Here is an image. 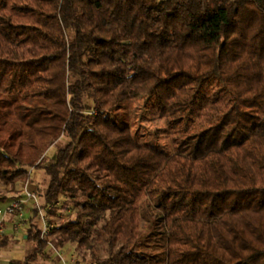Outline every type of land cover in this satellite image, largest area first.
I'll return each instance as SVG.
<instances>
[{"label":"trees","instance_id":"16d2710c","mask_svg":"<svg viewBox=\"0 0 264 264\" xmlns=\"http://www.w3.org/2000/svg\"><path fill=\"white\" fill-rule=\"evenodd\" d=\"M213 75L233 96L216 123L174 152L138 140L139 101L181 121ZM34 169L51 217L73 208L52 242L87 264H264V0H0V202ZM29 214L23 264L56 248Z\"/></svg>","mask_w":264,"mask_h":264},{"label":"rangeland","instance_id":"374dc122","mask_svg":"<svg viewBox=\"0 0 264 264\" xmlns=\"http://www.w3.org/2000/svg\"><path fill=\"white\" fill-rule=\"evenodd\" d=\"M232 102V94L221 84L220 80L213 75L203 81L191 113L181 121L169 122L160 118L155 108L157 106L156 93L146 95L137 103L132 113V131L138 136L140 142H149L157 145L158 149L167 148L171 152H174L178 139L188 133L198 131L216 123L229 110ZM56 150L57 146L51 149L48 159H51V156L53 155L55 156ZM31 177V185H33L40 196L44 198L41 194L45 192L49 177L43 169L32 170ZM19 189L22 191V184H19ZM4 191H6V187L0 180V193ZM12 200L13 198L9 197L5 202H0V207L6 209ZM63 202L64 201L61 200V205H59L57 211L51 217L54 219V225L60 224L64 219H69V217L72 216V205L64 206ZM31 214H26V216L29 217ZM22 220L24 219L16 217L13 220L11 230L14 229V231H18L22 228L24 223ZM36 220L40 226H43V223L39 218ZM9 222L10 221L8 220L7 223ZM153 223V212L148 204H144L142 206V235L144 238H146L152 231ZM15 224H18L17 229L14 228ZM7 226L9 225L7 224ZM8 230L7 227V231ZM22 233H24V231L19 232L20 236ZM59 236L58 233H54L52 236L49 235V239L53 246L55 245L52 241H54V239H59ZM19 238L18 241H16L17 243H15L17 244L16 247L10 242V246H5L4 250L1 245V258H6L7 255L9 257L16 256L13 253V249L10 248L12 245L17 249H24L23 240ZM55 247L56 250L52 248L49 250L48 256H40L33 264H87L92 258L90 250L80 249L76 242L73 241L65 242V245L62 247ZM33 248V244L26 243L23 255L20 254L21 256H19V259L22 258V260H25L27 255L32 252ZM6 252L12 254L9 255ZM97 252L100 256L106 257L109 254V247L107 245H99L97 246ZM15 253L19 252L15 251ZM0 264L2 263L0 262Z\"/></svg>","mask_w":264,"mask_h":264},{"label":"built area","instance_id":"2783aa9c","mask_svg":"<svg viewBox=\"0 0 264 264\" xmlns=\"http://www.w3.org/2000/svg\"><path fill=\"white\" fill-rule=\"evenodd\" d=\"M13 200L8 205L6 209L0 207V258H1V240L6 234V221L13 214L19 219H24L26 214L34 211L37 218H39L43 226H41V236L42 238H47L50 235L52 223L51 215L49 211L52 209L50 205L44 198L40 196L38 191L31 185V183H25L23 185L22 191L12 197ZM5 202V201H1ZM14 228H18V224L14 225Z\"/></svg>","mask_w":264,"mask_h":264},{"label":"crops","instance_id":"0c3cea01","mask_svg":"<svg viewBox=\"0 0 264 264\" xmlns=\"http://www.w3.org/2000/svg\"><path fill=\"white\" fill-rule=\"evenodd\" d=\"M16 217H14V218H10L9 217V223H7V221H6V235L3 237V238H5L6 240H7V242L8 243H13L14 244V246L16 247V245L17 244H15V243H17L16 241H18V238H19V236H20V234H19V232H21V231H24V233H22V235L20 236V238L19 239H22L23 240V243H24V249H25V246H26V243H30V242H28L27 241V238H28V235H27V231L29 230V224L26 222V221H24V223H23V226H22V228H20L18 231H14V229H12L11 230V227L13 226V220L15 219ZM7 224L9 225V226H7ZM7 227H8V231H7ZM2 238V239H3ZM31 244V243H30ZM9 245V244H8ZM7 245V246H8ZM10 246V245H9ZM13 245L10 247L11 249H13V253L16 255L15 257H9L8 255H7V257L6 258H0V262L2 263V264H23V261L24 260H22V258H20L19 259V256H21L20 254H22L23 255V252H24V249H17V248H15ZM2 247V246H1ZM2 249H4L5 250V246H3L2 247ZM8 249V248H7ZM15 251H17V252H19V253H15ZM6 253H8L9 255H11L12 253H10V252H6ZM18 256V257H17ZM3 259V260H2ZM2 260V261H1ZM13 260V261H12ZM17 260H19V261H17ZM12 262V263H11Z\"/></svg>","mask_w":264,"mask_h":264}]
</instances>
